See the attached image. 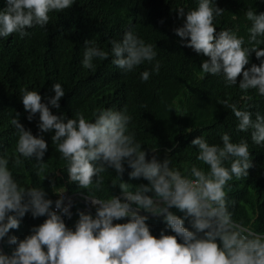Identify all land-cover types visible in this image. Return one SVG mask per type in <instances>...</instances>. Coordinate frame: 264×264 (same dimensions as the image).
<instances>
[{
    "label": "clouds",
    "instance_id": "clouds-1",
    "mask_svg": "<svg viewBox=\"0 0 264 264\" xmlns=\"http://www.w3.org/2000/svg\"><path fill=\"white\" fill-rule=\"evenodd\" d=\"M74 2L5 0L6 7L0 10V38L18 34L23 39L30 35L28 29L48 25L49 13H61ZM185 9H176L178 17L186 16V19L174 32L181 41H187L183 47L208 58L201 64L202 73L222 77L225 87L236 86L237 78L242 75L238 88L245 95L241 99L252 100L247 95L249 90H256L264 97V60H261L264 50L260 49L264 44V13L256 14L252 8L244 13L250 22L246 41L231 30L224 29L216 35L214 21L224 10L216 6L215 0H198L194 10ZM108 44L110 50L105 51L86 40L83 68L94 70V59L106 60L111 56L112 64L127 73L157 57L154 45L145 43L132 30L126 31L120 40H109ZM251 53H255L260 64L245 70ZM159 69L156 61L153 71L158 73ZM140 78L147 82L150 72L143 71ZM50 91L55 95L46 104L37 91L20 89L27 120L31 122L39 114L40 132H54L51 140L64 161L69 181L80 190H88L84 196L72 195L74 203L78 200L90 203L95 218L81 211L74 230L66 227L62 217L71 219L70 208L74 203L69 199L65 204L64 186L57 188L50 182L53 193L60 197L53 201L46 198L48 193L43 187L22 186L14 177L10 162L13 168H20L24 160L32 158L36 161L35 175L43 180L49 176V165L44 162L48 144L43 136L38 138L25 129L19 122L20 114L16 113L10 120L18 137L14 151L11 156L0 157V264H264V233L233 218L229 205L234 202L228 200L225 191L226 188L231 191L228 182L233 177L237 180L248 177V170L253 167L247 140L234 143L228 132L221 135L222 146L210 145L203 136L193 139L191 144L198 149L197 160L207 165L208 171L193 164L182 173L172 166L170 159L160 161L155 155L147 158L148 153L129 130L132 117L126 108L97 109L91 120L78 111L74 118L68 119L54 115L49 107L59 109L64 88L53 83ZM217 103L234 114L238 121L236 131L250 132L253 144L264 146V115L250 111L251 104L238 107L230 95ZM125 163L132 169L130 179L143 178L148 184L134 187L121 182ZM226 163L230 166L226 167ZM109 169L115 170L120 183L112 187L118 186L121 195L97 198L93 189L103 190L104 173ZM171 208L191 218L192 231L184 227V220ZM141 210L163 216L166 229L161 230L159 238L151 234L146 223L148 217L138 214ZM28 213L33 218L46 216L47 219L33 227L23 240L8 236L7 244L15 247L10 255L5 254L1 240L10 230L18 229ZM123 219L128 222L113 223ZM168 230L175 235H166Z\"/></svg>",
    "mask_w": 264,
    "mask_h": 264
},
{
    "label": "trees",
    "instance_id": "trees-1",
    "mask_svg": "<svg viewBox=\"0 0 264 264\" xmlns=\"http://www.w3.org/2000/svg\"><path fill=\"white\" fill-rule=\"evenodd\" d=\"M188 4L190 8L187 10L185 7ZM215 4L224 10V14L214 21L216 35L224 29L231 30L246 41L250 22L244 13L248 8L255 10L256 14L264 13V0H215ZM197 6L198 0H75L69 9L49 13V24L44 28L36 26L28 29L29 36L21 39L18 34H13L0 38V157L11 156L14 151L18 137L10 120L15 118L16 113L20 114L19 122L25 129H30L38 138L43 136L48 144L44 162L49 165V176L45 180L35 175V158L24 160L20 168H13L10 162L9 168L22 186H41L48 193L46 198L53 201L59 196L53 193L50 182H54L57 188L64 186L68 195L84 196L88 191L80 190L77 184L69 181L64 161L51 140L54 132L41 133L37 127L39 114L29 122L22 104L20 89L37 91L42 103L47 104L48 98L55 95L50 91L52 84L60 83L65 95L59 101V109L49 105L54 115L71 119L79 111L91 120L97 109L126 108L132 117L129 130L142 144V150L148 153L147 158L155 155L160 161L170 159L172 166L182 173L193 164L208 171V166L197 160L198 149L192 146L193 139L203 136L210 145L222 146L221 135L228 132L234 143L247 140L253 167L248 170V177L240 180L233 177L228 182L231 191L227 188L225 191L228 200L234 202L229 205L233 218L264 233V146L253 144L250 132L236 131L238 121L234 114L217 103L218 99L230 95L238 107L251 104L250 111L264 115V97L256 90H249L247 95L252 96V100H242L245 94L238 88L242 75L237 78L236 86L225 87L222 77L202 73L200 67L207 57L182 46L187 41H181L174 29L183 26L186 16L178 17L176 9L183 7L187 12ZM5 7V0H0V10ZM128 30L145 43L154 45L156 60L151 63L145 61L127 73L112 64L111 56L106 60L94 59V70L83 68L81 61L86 40L109 51L108 41L120 40ZM260 49L264 50V44ZM156 61L160 64L158 73L153 71ZM253 64H260L255 53L250 54L245 70ZM146 70L150 72V78L143 82L140 74ZM225 166L230 165L226 163ZM124 168L121 182L134 187L148 184L143 178L130 179L132 169L127 163ZM104 178L103 190L93 189L94 195L100 199L121 195L118 186L112 187L120 183L115 170L109 169ZM82 207L81 203H74L72 217L66 227L74 230L79 218L78 209ZM169 210L184 220L185 228L193 230L190 217L185 218V213L175 208ZM90 215L95 218V215ZM45 219L46 216L33 218L30 213L26 214L20 227L10 230L1 240L5 254L10 255L15 247L7 244L8 236L14 235L23 240L31 234L33 227L39 226ZM126 222L127 219H123L113 223ZM146 223L156 238H159L161 230L166 229L163 216L148 217ZM165 234L175 235L170 230ZM178 242L182 241L178 238Z\"/></svg>",
    "mask_w": 264,
    "mask_h": 264
},
{
    "label": "water",
    "instance_id": "water-1",
    "mask_svg": "<svg viewBox=\"0 0 264 264\" xmlns=\"http://www.w3.org/2000/svg\"><path fill=\"white\" fill-rule=\"evenodd\" d=\"M189 8H190V5L188 4V5L186 6V9L188 10ZM77 202H80V203L84 206V209H78V212L84 211V212H88V213H90V214L95 215V214H94V211H93V209H92L91 206H89L88 204H86V203L83 202L82 200H78ZM72 207H73V205H72ZM72 207L70 208V212H72ZM132 207L135 208L134 205H133ZM138 214L143 215V216H147V217H149V218L159 217V216H153L152 214H146V213H144L143 211H140ZM160 216H162V215H160ZM71 217H72V216H71ZM68 221H69V218H67V222H68ZM67 222H66V223H67ZM65 225H66V224H65Z\"/></svg>",
    "mask_w": 264,
    "mask_h": 264
},
{
    "label": "built area",
    "instance_id": "built-area-1",
    "mask_svg": "<svg viewBox=\"0 0 264 264\" xmlns=\"http://www.w3.org/2000/svg\"><path fill=\"white\" fill-rule=\"evenodd\" d=\"M58 198H60V197H58ZM64 198H65V204H67V201L69 200V199H71L72 200V202L74 203V201H75V196H72V195H67V194H64ZM89 203V202H88ZM89 205H91L90 203H89ZM92 206V205H91ZM93 207H96V206H93ZM54 208V207H53ZM63 218V220H64V222H65V224H66V222H67V216H64V217H62Z\"/></svg>",
    "mask_w": 264,
    "mask_h": 264
},
{
    "label": "bare ground",
    "instance_id": "bare-ground-1",
    "mask_svg": "<svg viewBox=\"0 0 264 264\" xmlns=\"http://www.w3.org/2000/svg\"><path fill=\"white\" fill-rule=\"evenodd\" d=\"M83 208V207H82Z\"/></svg>",
    "mask_w": 264,
    "mask_h": 264
}]
</instances>
